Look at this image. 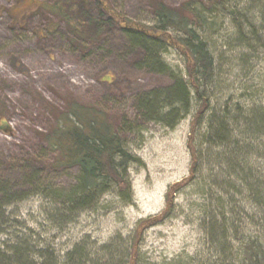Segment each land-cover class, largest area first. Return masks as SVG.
Listing matches in <instances>:
<instances>
[{
    "label": "trees",
    "instance_id": "trees-1",
    "mask_svg": "<svg viewBox=\"0 0 264 264\" xmlns=\"http://www.w3.org/2000/svg\"><path fill=\"white\" fill-rule=\"evenodd\" d=\"M150 4L151 22L130 17L109 0H56L39 4L57 19L47 18L45 31H55L63 24L73 45L86 52L96 38L114 31L120 42H127L121 43L120 48L133 67L165 74L170 82L136 96L138 123L127 116L114 123L103 109L73 101L65 109L53 107L54 121L42 138L54 151V166L78 169L76 182L69 189H58L46 183L38 164L23 160L21 166L28 172L24 177L26 189H13V184L0 176V232L8 222L7 207L33 194L48 196L57 210L63 212L61 216L67 218L95 208L101 197L114 189L124 200L131 201L130 165L139 158L128 149L122 133L137 131L147 121L174 128L190 114L194 93L197 108L188 137L189 174L170 184L161 211L139 220L129 252L120 248L117 261L116 250L102 249L101 254L108 255V259L102 262L98 258L93 264H142L139 245L145 230L164 223L179 214V210L182 212L177 194L191 186L197 187L195 193L201 199L192 200V213L210 245L209 252L200 256V264H264V86L252 78L253 82L243 83L219 106L212 103L217 88V61L222 56L216 34L229 16L236 23L238 38L233 40L239 44L234 45L255 47L245 30L249 25L255 34L249 10L239 5L240 0H184L177 6L150 0ZM16 6L1 9L13 21L22 22L29 15V8L18 13ZM171 47L184 57L187 79L165 60L163 55ZM112 75L113 71L107 70L101 78L111 82ZM0 122L7 127L2 116ZM204 147L208 151L207 169L203 167ZM45 254L48 251L20 234L0 240V264L60 263L58 255ZM90 256L79 247L68 254L65 263L88 264Z\"/></svg>",
    "mask_w": 264,
    "mask_h": 264
},
{
    "label": "rangeland",
    "instance_id": "rangeland-1",
    "mask_svg": "<svg viewBox=\"0 0 264 264\" xmlns=\"http://www.w3.org/2000/svg\"><path fill=\"white\" fill-rule=\"evenodd\" d=\"M54 1L0 0V116L7 122V127L0 122V176L16 190L26 189L24 177L28 172L21 166L23 160L38 164L46 183L58 189H69L76 182L78 169L54 166V151L42 138L54 121L53 107L65 109L73 101L103 109L114 123H120L123 116L138 123L136 96L170 82L165 74L133 67L120 48L121 43L127 42H120V36L114 31L90 41L91 53L73 45L63 24L55 31H45L47 18L57 19L43 11L39 4ZM162 1L177 6L184 0ZM109 2L132 18L152 20L150 0ZM240 3L248 8L250 20L256 26L255 34L247 23L245 26L247 37L254 40L255 47L234 45L239 44L238 40H233L238 38L236 23L227 16L216 34L222 56L217 61L214 107L225 102L245 83L253 82L252 78H257L264 86V0H240ZM16 4L18 13L29 8V15L22 22L13 21L10 14L1 9ZM163 56L173 69L187 77L186 62L177 49L171 47ZM107 70L113 71L111 82L101 78ZM196 108L193 93L190 114L174 128L147 121L142 122L137 131L121 132L128 149L139 158L130 165L131 201L124 200L114 189L104 194L95 208L67 218L61 216L63 212L57 210L48 196L33 194L7 207L8 222L5 228L2 226L5 230L0 232V240L20 234L39 249L48 251L46 256L58 255L59 264H66L68 254L79 247L91 255L88 264L98 258L106 262L108 255L100 251L108 248L116 250L115 258L119 261L120 248L129 252L131 236L139 220L161 211L166 205L170 184L189 174L188 137ZM201 131H205V125ZM203 153V167L207 169L205 147ZM196 189V186L186 187L177 194L176 201L182 212L179 210V214L164 223L145 230L139 245L142 264H172L174 261L200 264V256L209 252V242L192 213V200H201ZM189 213L191 217H187Z\"/></svg>",
    "mask_w": 264,
    "mask_h": 264
}]
</instances>
